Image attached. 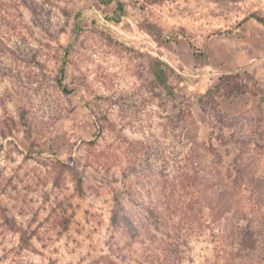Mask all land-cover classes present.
<instances>
[{"label": "rangeland", "instance_id": "374dc122", "mask_svg": "<svg viewBox=\"0 0 264 264\" xmlns=\"http://www.w3.org/2000/svg\"><path fill=\"white\" fill-rule=\"evenodd\" d=\"M118 1L0 0V99L18 123L0 136V264H167L166 242L188 234L183 264H264L262 222L249 256L230 238L251 222L244 203L213 210L214 230L202 203L238 163L264 185V0ZM68 46L72 94L56 82ZM115 191L137 233L111 227Z\"/></svg>", "mask_w": 264, "mask_h": 264}, {"label": "trees", "instance_id": "16d2710c", "mask_svg": "<svg viewBox=\"0 0 264 264\" xmlns=\"http://www.w3.org/2000/svg\"><path fill=\"white\" fill-rule=\"evenodd\" d=\"M104 5H110L116 0H100ZM118 9L123 10V3L117 0ZM3 5L0 3V32L3 31L5 26L8 25V22L6 20V17L3 15ZM86 18V13L79 12L76 14L75 17V29H74V35L77 37L79 33L83 30L82 29V22ZM256 22H258L260 25L264 27V17H260L257 15H253L252 17ZM14 29H16L15 25ZM191 48L196 52V49L194 45L190 42L189 43ZM71 46H68L66 49V56L64 57L63 66L60 69L59 76L56 80L58 87L61 89V91L65 94H72L73 91L70 89L68 84L66 83V77H67V57L69 56V49ZM5 54V47L2 45V40L0 39V56H3ZM198 56L197 54H195ZM36 62V61H35ZM36 64L39 67H43L42 64L36 62ZM153 75L155 77V80L158 82V84L164 88L168 94L173 93V88L169 85L167 73L165 71V64L163 62H156L153 64ZM0 106L3 107L4 112L0 114V136L3 138H9L13 135V133L17 130L18 123L17 121L9 114L7 108L5 107V104L3 103V100L0 99ZM240 155L236 157L237 161L239 160ZM56 167L62 168L64 171L73 173L74 179L77 183L78 190L80 192L83 191V178L81 173L77 170V168L74 165L65 163L64 161L57 159L55 164ZM235 178L231 185H226L223 187V189L220 191L218 195V201H215L214 203L211 202L208 204V202H202L204 206V210L210 212L213 218H218L215 221H212L211 223L213 226L211 228L214 230V227L216 226V223H221L223 217L218 216L214 214L213 210H220V213H223L224 215L227 212H230L229 210L232 209L234 204H245V208L249 209V215H245L244 218L248 221H251L248 223V225L245 228H242L239 230V232H235L233 230L230 233V238L233 240V244L238 243L237 252L240 255L242 251H246L247 255L249 256L250 253H253L255 251L259 250V246L261 243V236L262 234L260 231H255V229L252 228L251 224L255 222V220L262 222L264 224V185L258 182L254 177H248L245 173V170L241 167V165L238 163L235 166ZM247 178V179H246ZM231 188L235 190L234 193L231 192ZM244 193H248L249 198L244 199ZM234 196L237 199L234 201ZM218 206V208H216ZM204 210L201 209V212H204ZM215 216V217H214ZM229 219H226V223L224 224V228H222L221 238L224 237L227 238L228 233V224ZM70 222V219L65 217L64 224L65 227H68ZM111 227L114 230H129L133 232H138V228L136 227L135 223L133 222L132 218L130 217L129 213L127 212L125 201L121 194L117 191L114 192L113 195V207L111 210ZM210 227L206 224H203L200 222V234L203 233L204 228ZM226 228V229H225ZM192 236L191 234H188L186 237H181V239L171 240L169 242H166L164 248L162 249L165 254V259L167 260V264H183L186 258V250L185 247L189 244V239ZM219 237L217 233H214V237ZM234 246V245H233ZM235 248V246L233 247ZM109 264H114L112 262H108Z\"/></svg>", "mask_w": 264, "mask_h": 264}]
</instances>
